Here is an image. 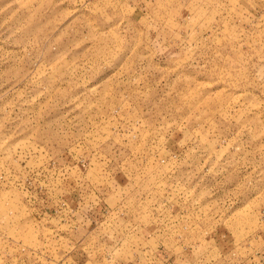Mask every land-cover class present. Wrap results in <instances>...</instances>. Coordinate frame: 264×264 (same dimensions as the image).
<instances>
[{
	"label": "rangeland",
	"instance_id": "obj_1",
	"mask_svg": "<svg viewBox=\"0 0 264 264\" xmlns=\"http://www.w3.org/2000/svg\"><path fill=\"white\" fill-rule=\"evenodd\" d=\"M263 248L264 0H0V264Z\"/></svg>",
	"mask_w": 264,
	"mask_h": 264
},
{
	"label": "crops",
	"instance_id": "obj_2",
	"mask_svg": "<svg viewBox=\"0 0 264 264\" xmlns=\"http://www.w3.org/2000/svg\"><path fill=\"white\" fill-rule=\"evenodd\" d=\"M152 252H154V251H152ZM149 253H150V251H149ZM154 254H156V253H154ZM258 257L260 260V264H264V248L260 252V255ZM169 260H170V256L168 254H165L164 251H162V257L159 254H156V258H155L154 262L159 263V264H161V263L162 264H171V262H169Z\"/></svg>",
	"mask_w": 264,
	"mask_h": 264
}]
</instances>
